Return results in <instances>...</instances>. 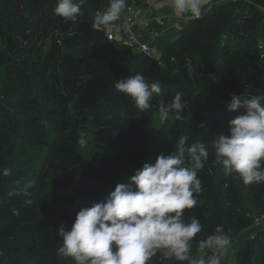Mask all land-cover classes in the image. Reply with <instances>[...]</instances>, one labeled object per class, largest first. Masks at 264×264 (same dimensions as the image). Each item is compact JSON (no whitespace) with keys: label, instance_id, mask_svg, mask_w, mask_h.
Returning a JSON list of instances; mask_svg holds the SVG:
<instances>
[{"label":"trees","instance_id":"1","mask_svg":"<svg viewBox=\"0 0 264 264\" xmlns=\"http://www.w3.org/2000/svg\"><path fill=\"white\" fill-rule=\"evenodd\" d=\"M211 2L154 56L109 40L110 29L94 23L109 0H84L75 22L55 15L58 0H0V264H74L57 255L58 226L70 230L81 207L104 201L117 183L130 184L136 169L185 136L189 145L203 142L208 158L198 170V206L183 219H199L197 240L217 225L229 238L255 225L231 239L222 263L264 264V183L225 174L211 143L245 111L227 109L232 94L264 104V0ZM136 74L161 85L143 112L114 86ZM177 92L184 109L150 136L148 115ZM149 264L187 262L157 253Z\"/></svg>","mask_w":264,"mask_h":264},{"label":"clouds","instance_id":"2","mask_svg":"<svg viewBox=\"0 0 264 264\" xmlns=\"http://www.w3.org/2000/svg\"><path fill=\"white\" fill-rule=\"evenodd\" d=\"M84 0H58L56 16L77 21ZM211 0H171L178 16L186 13L200 19ZM126 7L125 0H109L108 7L94 17V23L115 29ZM115 88L132 98L140 111L152 107L154 95L161 92L159 82L148 83L141 74L122 77ZM177 92L167 103L159 105V117L165 122L170 112H180L186 101ZM245 108L228 121L229 134L211 141L215 162L223 165L225 174L237 173L245 185L264 183V104L260 98H242L232 94L229 111ZM208 149L203 142L188 144L182 137L175 150L158 154L154 164L144 163L130 177V184L117 183L102 202L81 207L71 229L58 226L62 243L57 255L71 258L74 264H149L157 253L174 257L187 264H221L231 244L223 226L217 225L206 238L197 240L203 230L199 219H183L184 211L198 206L202 191L198 170L204 167ZM5 175L9 170L5 169ZM26 195H30L25 193ZM26 203H31L28 199ZM14 214L19 210L14 209ZM193 241L199 255L193 254ZM211 252V255H207Z\"/></svg>","mask_w":264,"mask_h":264},{"label":"rangeland","instance_id":"3","mask_svg":"<svg viewBox=\"0 0 264 264\" xmlns=\"http://www.w3.org/2000/svg\"><path fill=\"white\" fill-rule=\"evenodd\" d=\"M149 6L145 7V8H139L137 6L134 7V11H135V19H139L137 20L138 23L136 25V27H138V31H139V27H140V32L142 34H146V36H149V38H152V40L150 42L154 43L153 45L156 47V49H160L163 45L161 44H156L155 41H159L160 36L159 35H155L156 33L154 31H150L147 30L148 25L154 24V26L156 24L157 27L159 28L161 26V24H165L163 29L167 30L166 31V35L171 36L167 41H170L171 39H173L177 32L180 30L181 27L185 26L189 20L192 18L191 14H184L182 16H178L175 14L173 8L171 7V0H148ZM213 6V3L211 2V4L209 6H206V8L204 9V12L208 11L211 7ZM108 7V5H107ZM163 17V18H161ZM147 19L146 23L141 22L143 19ZM152 19V20H151ZM151 20V21H150ZM165 20V21H164ZM163 21L165 23H163ZM146 29V30H145ZM154 33V34H153ZM167 36V37H168ZM116 41H124V39L120 36H116L115 37ZM177 115L176 112H170L168 115V118L165 122H161L160 117H159V111H156L152 114L148 115V123L146 125L147 130L150 134V136H154L157 131L163 127H169L173 121V119L175 118V116ZM91 123V121H90ZM86 137V136H85ZM82 138L81 144L83 145L85 143V146H83V152L85 153L86 151L90 150V145H87L86 142V138ZM226 255V253H225ZM227 262H229V257L226 256Z\"/></svg>","mask_w":264,"mask_h":264},{"label":"built area","instance_id":"4","mask_svg":"<svg viewBox=\"0 0 264 264\" xmlns=\"http://www.w3.org/2000/svg\"><path fill=\"white\" fill-rule=\"evenodd\" d=\"M134 15V5L131 0H128L125 11L116 25V28L107 31V38L109 40H115L116 36H120L124 39L125 43L130 44L136 51L156 56V47L150 43L149 40L143 41L140 38L138 27H136L140 22L137 21L139 20L138 18L135 19ZM146 20L147 19H143L141 22L146 23L149 21ZM207 255H211V252Z\"/></svg>","mask_w":264,"mask_h":264},{"label":"crops","instance_id":"5","mask_svg":"<svg viewBox=\"0 0 264 264\" xmlns=\"http://www.w3.org/2000/svg\"><path fill=\"white\" fill-rule=\"evenodd\" d=\"M161 18H163V17H161ZM152 20V19H151ZM150 20V21H151ZM165 21V20H164ZM163 21V23H165ZM157 25H159V24H156L155 26H154V24H151V25H148V27H147V30H150V31H154L156 34L155 35H159L160 36V39H159V41L157 40V41H155V39H154V42H156V44H165L166 42H168L167 40L171 37V36H168V35H166V31L167 30H165V29H163V27H164V25L165 24H161V26L158 28L157 27ZM146 30V29H145ZM141 30H140V27H139V36H140V38L144 41V40H146L147 38H145L146 37V34H142L141 32H140ZM154 34V33H153ZM168 36V37H167ZM163 45H161V46H163Z\"/></svg>","mask_w":264,"mask_h":264},{"label":"water","instance_id":"6","mask_svg":"<svg viewBox=\"0 0 264 264\" xmlns=\"http://www.w3.org/2000/svg\"><path fill=\"white\" fill-rule=\"evenodd\" d=\"M255 225H252L250 228H248L247 230H244V231H242L241 233H239V234H237V235H235V236H233L232 238H230V240L231 239H235V238H237V237H239V236H241V235H244L245 233H247L252 227H254ZM222 261H223V259H222ZM222 261H221V264H223L222 263Z\"/></svg>","mask_w":264,"mask_h":264},{"label":"bare ground","instance_id":"7","mask_svg":"<svg viewBox=\"0 0 264 264\" xmlns=\"http://www.w3.org/2000/svg\"><path fill=\"white\" fill-rule=\"evenodd\" d=\"M169 259V258H168Z\"/></svg>","mask_w":264,"mask_h":264}]
</instances>
